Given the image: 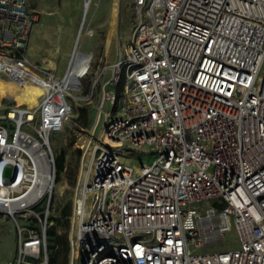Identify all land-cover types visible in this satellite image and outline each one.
<instances>
[{"label": "built area", "instance_id": "obj_1", "mask_svg": "<svg viewBox=\"0 0 264 264\" xmlns=\"http://www.w3.org/2000/svg\"><path fill=\"white\" fill-rule=\"evenodd\" d=\"M129 1L137 22L125 55L95 63L79 38L58 72L25 55L39 13L28 0H0V78L43 91L36 107L0 102V213L38 183L41 154L55 165L51 136L80 99L92 119L76 142L70 264H264V0ZM92 4L84 0L85 14ZM128 151L155 160L130 165ZM34 204L14 215H35ZM40 224L18 227L11 264H49L53 222ZM232 228L240 246L227 250Z\"/></svg>", "mask_w": 264, "mask_h": 264}, {"label": "rangeland", "instance_id": "obj_2", "mask_svg": "<svg viewBox=\"0 0 264 264\" xmlns=\"http://www.w3.org/2000/svg\"><path fill=\"white\" fill-rule=\"evenodd\" d=\"M36 8L41 10H53L56 9L62 2V0H29ZM77 0L70 5L67 11L66 21V32L70 33L77 28L80 18L82 17L81 7L77 6ZM92 15V13H90ZM80 17V18H79ZM136 17L134 16L133 9L127 0H102L100 3L99 10L94 18V24L96 29V43L100 44L102 40H106L110 36L111 40V53L116 58L117 51L119 48L124 46L125 49L129 46L131 41V33L136 25ZM109 33V34H108ZM45 34V35H44ZM49 35L40 32L36 37L37 46L44 47ZM81 40V38H80ZM71 43L65 40L61 44L55 53V61L57 69L63 67L67 57L70 54ZM94 79L93 72L82 78L83 92L77 93L76 96L83 97L84 94L89 90V87ZM73 80L76 82L75 75ZM97 90H100V84L97 86ZM34 89H18L17 99L19 96H26L25 99H36L32 96ZM2 107H6L16 102L8 100L7 102L3 99ZM24 100V99H23ZM23 100H19L22 103ZM71 103L75 107L74 117L61 133H55L51 136V148L54 156L55 165L52 167V191L46 192L42 195L41 199L38 200L32 207L34 214H25L19 212L12 216L9 212L0 213V264H11L17 258L18 248V227L22 229H29L30 227L41 226L40 220L44 222L45 217L48 216V223L51 222L50 218L57 219L60 217V213L66 207L73 210V201L75 195L76 184L80 175V162L82 153L78 152L76 142L81 138V127L77 123V111L81 107L86 106L84 101L77 99H71ZM0 102H2L0 94ZM37 104L35 105V107ZM109 109V106H106ZM3 114V111L0 112ZM94 116V115H93ZM94 118V117H93ZM24 132L35 135V133L28 127L23 126ZM74 139V143L71 144V140ZM65 151L64 156V169L59 170L57 167V158L60 156V152ZM123 162H127L130 165L140 166L144 163L151 164L155 160L152 153H140L135 151H128L121 154ZM55 172V175H54ZM13 170L7 168L5 172L6 178H11ZM51 199L52 210H48L47 207L43 210L45 204ZM62 221V226L57 227V235H61L64 232H69V227L65 228V220ZM55 222V220H54ZM53 225V224H52ZM70 226V220H69ZM51 227V226H50ZM224 248L227 250H235L240 246V240L238 233L235 228H232L226 233L224 239ZM54 258L55 262H52ZM49 264H70L69 254H66L61 247H57L49 256Z\"/></svg>", "mask_w": 264, "mask_h": 264}, {"label": "crops", "instance_id": "obj_3", "mask_svg": "<svg viewBox=\"0 0 264 264\" xmlns=\"http://www.w3.org/2000/svg\"><path fill=\"white\" fill-rule=\"evenodd\" d=\"M29 1V0H28ZM76 0H62L61 4L53 10H41L39 8H36L31 2L29 3L32 5V7L39 13V21L37 22L36 26L34 27L33 31L31 32L28 41H27V49L25 51V55L33 62L39 65H43L45 68H54L57 69L56 61H55V53L54 51L57 50V48L63 44L65 40L70 41L71 43V50L70 54L67 57L63 67L60 69H57L58 72H62L66 70L69 66L70 59L72 57L75 45L77 43V40L81 38V49L83 52H86L89 48L95 49V63L98 62L100 59H103V61L106 64H114L116 63L122 56L125 55V51L127 47L124 49L122 46L119 48L116 54V58L114 59V54L111 53V40L110 36L106 38V40H102L100 44L96 43V27L94 24V18L99 10L100 3L102 0H93V4L91 5L89 11L87 14H85L84 9V0H77V6L81 7L82 11V17L80 18L78 26L74 31L68 33L66 32V21H67V11L68 8L72 3H74ZM134 13L133 4L127 0ZM60 13L63 16V21L61 23L51 21L47 15L48 13ZM92 13V15H90ZM135 16V13H134ZM84 24V25H83ZM135 27V26H134ZM87 30H92L93 35L89 36L86 33ZM42 33H46V35H49V39L47 40L44 47L37 46L36 43V37ZM132 34V33H131ZM45 35V34H44ZM1 82L6 83V80L4 78H0ZM7 84V83H6ZM26 96H19L17 99L23 100ZM1 99H5L7 102L9 99L7 96L2 97ZM20 103V102H19ZM87 107L90 113V118L92 119V112L88 106Z\"/></svg>", "mask_w": 264, "mask_h": 264}, {"label": "bare ground", "instance_id": "obj_4", "mask_svg": "<svg viewBox=\"0 0 264 264\" xmlns=\"http://www.w3.org/2000/svg\"><path fill=\"white\" fill-rule=\"evenodd\" d=\"M109 34V33H108ZM112 40V39H111ZM1 80V79H0ZM73 80V77L70 79L69 84H76ZM25 89H32V88H25ZM18 88H15L14 86L10 84H6L0 81V94L2 97H16ZM43 95L42 90L34 89L32 92V96H35L36 98H41ZM17 99V97H16ZM19 102V101H18ZM22 103L30 106L35 107L37 104L36 99H24ZM33 149L36 151L39 149V145L35 144ZM40 157V156H39ZM40 165H41V171H40V178L38 183L32 188V190L22 198H20L17 201H14L13 203L7 205L5 208L7 211L14 215L18 209L22 208L24 205H30L35 203L37 200H39L42 195L46 192L47 189L52 188V168L50 167L49 161L46 158L44 154H41L40 157Z\"/></svg>", "mask_w": 264, "mask_h": 264}, {"label": "trees", "instance_id": "obj_5", "mask_svg": "<svg viewBox=\"0 0 264 264\" xmlns=\"http://www.w3.org/2000/svg\"><path fill=\"white\" fill-rule=\"evenodd\" d=\"M77 123H79L81 128H88L90 126L91 123V118H90V113L87 107H81L80 109H78L77 111V118H76ZM74 139L71 140V144L74 143ZM78 152L80 153V150H78ZM65 151L60 152V156L57 158V167L59 168V170H63L64 169V156H65ZM46 207L49 210H52V201L51 199L48 201L47 204H45L43 210L46 209ZM71 208L70 207H66L65 209H63L60 213V217L57 219H51V222H53V225H51V227L48 228L47 230V247H48V252H49V256L50 254L56 250L57 247H61L62 250L66 253L69 254V232H64L61 235H57L56 233V229L59 226H62V221L61 220H65V223L67 226H65V228L69 227V220H70V216H71ZM55 220V222H54ZM50 222V223H51ZM52 262L54 263L55 260L54 258L52 259Z\"/></svg>", "mask_w": 264, "mask_h": 264}, {"label": "water", "instance_id": "obj_6", "mask_svg": "<svg viewBox=\"0 0 264 264\" xmlns=\"http://www.w3.org/2000/svg\"><path fill=\"white\" fill-rule=\"evenodd\" d=\"M51 191H52V188L49 190V192L51 193ZM34 204V203H33ZM30 205H32V204H30ZM24 206H27V205H24Z\"/></svg>", "mask_w": 264, "mask_h": 264}]
</instances>
